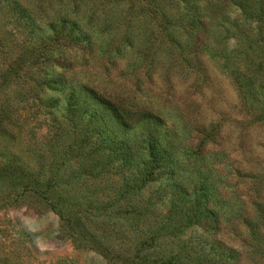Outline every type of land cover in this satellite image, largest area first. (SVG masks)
<instances>
[{
	"label": "rangeland",
	"instance_id": "1",
	"mask_svg": "<svg viewBox=\"0 0 264 264\" xmlns=\"http://www.w3.org/2000/svg\"><path fill=\"white\" fill-rule=\"evenodd\" d=\"M194 1L182 50L179 0H0V264H264V88L235 59L258 0ZM29 17L64 18L66 81Z\"/></svg>",
	"mask_w": 264,
	"mask_h": 264
},
{
	"label": "trees",
	"instance_id": "2",
	"mask_svg": "<svg viewBox=\"0 0 264 264\" xmlns=\"http://www.w3.org/2000/svg\"><path fill=\"white\" fill-rule=\"evenodd\" d=\"M183 2V5H181V12L177 13L175 17V22L180 24V26H185L186 29L184 31V34H186L188 43H185L183 49H189L190 47L201 46L197 40L199 39V26L202 25V11L200 10L199 6L194 0H179ZM75 5V4H74ZM253 7H246L248 11H252V14L249 17L256 18L262 25H259L261 28L257 30V33L255 35V38H250L245 36L243 38V44L245 45L242 50V54L237 56L235 59H238L245 63L247 68L245 69L248 74L247 77H240L239 79V85L241 86H248L249 84L252 85V80L255 82V79L258 81L254 86L258 88H264V54H260L257 50H260L261 48L264 49V0H258L257 3L254 4ZM175 7L177 8V3H175ZM36 15V11L33 13ZM58 25L56 26V22L48 21L43 24V29L35 25L34 21L29 17V23L32 27H35L36 29L41 30V35L38 36V41L35 44L38 45L41 49V52L43 54V60L46 62V65L48 66L43 71V76L41 80L43 83H45L48 86H51L53 83L57 81H66L65 76L61 72L54 71L51 66L50 62H56L58 60L57 56H54V52H57L59 45L63 42V25L64 18H61L57 21ZM66 34V33H65ZM67 36V34H66ZM190 39V40H189ZM76 40V37L73 39ZM179 46V43H177ZM207 46V45H206ZM237 67L235 66L231 73L235 75H241L237 73L238 71ZM51 72V73H50ZM254 74H257V77H254ZM245 76V75H241ZM77 85L82 87L84 90H87L88 92H92V85L88 84V79L85 81H76ZM249 89L248 92V101L252 99V95H249L251 93V89ZM69 98L73 99L74 102L77 101V96H74L72 91L68 95ZM92 99H97L100 103H102L104 106H106L113 115L124 125L127 126L129 124L130 119L134 118L135 114L134 112H130L129 108L125 107L123 103L121 104L116 103L114 101L106 100V98L102 95H97L92 92V95L90 96ZM264 109V107H262ZM142 113L141 117L143 116ZM140 116V115H138ZM140 118V117H139ZM151 146V143H148ZM153 156V155H152ZM154 157V156H153Z\"/></svg>",
	"mask_w": 264,
	"mask_h": 264
}]
</instances>
